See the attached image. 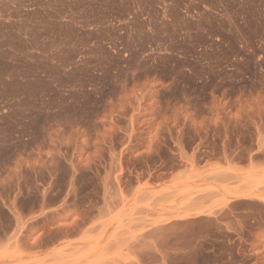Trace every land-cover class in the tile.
Returning a JSON list of instances; mask_svg holds the SVG:
<instances>
[{"label":"rangeland","instance_id":"rangeland-1","mask_svg":"<svg viewBox=\"0 0 264 264\" xmlns=\"http://www.w3.org/2000/svg\"><path fill=\"white\" fill-rule=\"evenodd\" d=\"M0 264H264V0H0Z\"/></svg>","mask_w":264,"mask_h":264},{"label":"crops","instance_id":"crops-1","mask_svg":"<svg viewBox=\"0 0 264 264\" xmlns=\"http://www.w3.org/2000/svg\"><path fill=\"white\" fill-rule=\"evenodd\" d=\"M214 182H215V184L217 185V186H219L220 184H223V180L222 179H220L219 177H216L215 179H214ZM198 205H197V203H192V204H190V205H188L187 207L188 208H192V207H197Z\"/></svg>","mask_w":264,"mask_h":264},{"label":"bare ground","instance_id":"bare-ground-1","mask_svg":"<svg viewBox=\"0 0 264 264\" xmlns=\"http://www.w3.org/2000/svg\"><path fill=\"white\" fill-rule=\"evenodd\" d=\"M242 195V194H241Z\"/></svg>","mask_w":264,"mask_h":264}]
</instances>
